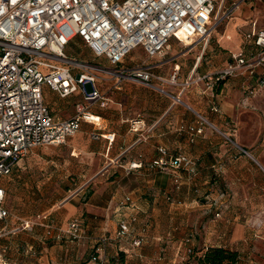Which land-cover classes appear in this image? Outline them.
I'll list each match as a JSON object with an SVG mask.
<instances>
[{
  "label": "crops",
  "instance_id": "1",
  "mask_svg": "<svg viewBox=\"0 0 264 264\" xmlns=\"http://www.w3.org/2000/svg\"><path fill=\"white\" fill-rule=\"evenodd\" d=\"M258 17L250 19L243 33L252 21L260 27ZM223 39L225 46L236 43L233 27ZM174 41L153 58L136 48L122 65L150 64L157 76L167 79L175 74L178 85H162V94L133 82L120 89H113L108 80L98 83L109 100L107 107L90 110L99 117L98 126L81 123L64 144L28 152L38 149L40 157L27 160L16 173H32L36 178H30L59 186V199L47 211L11 217L4 207L7 187L2 181L23 158L1 179L3 208L10 216L0 221V229L14 226L15 218L46 214L62 227L78 220L83 232L77 242L55 241L39 227L4 236L0 251L8 262L97 264L90 256L105 237L107 243L99 251L104 264H187L188 249L208 247L236 251V264H258L247 247L256 242L255 232L264 230V87L247 96L246 89L256 88L255 81L235 77L223 80L212 94L202 83L181 90L184 81L222 68L244 42L241 38L236 49L227 52L219 45L210 54L205 44L193 56L187 49L177 51ZM43 99L52 117L64 120L74 114L80 98H59L44 87ZM212 104L216 113L210 110ZM158 147L169 156L181 154L195 162L194 175L181 172L178 189L170 173L150 168L159 157ZM131 163L141 167L129 170ZM124 198L130 199L133 211L119 209ZM131 213L137 217L136 234L145 229V242L137 248L129 240L114 238L118 220Z\"/></svg>",
  "mask_w": 264,
  "mask_h": 264
},
{
  "label": "built area",
  "instance_id": "2",
  "mask_svg": "<svg viewBox=\"0 0 264 264\" xmlns=\"http://www.w3.org/2000/svg\"><path fill=\"white\" fill-rule=\"evenodd\" d=\"M243 1L0 0V181L31 149L64 144L79 131L81 123L98 126L99 117L90 110L105 108L109 103L98 83L108 80L113 89H120L125 82H133L162 94V85H178L175 74L165 79L155 75L150 64L124 67L123 61L136 48L147 58L159 56L172 39L206 44L213 29L228 20ZM242 38L250 46L248 50L229 54L222 68L184 81L181 90L202 83L205 91L212 94L223 80L241 77L255 81L256 88L246 89L247 96H254L257 89L264 87V24L256 28L252 21ZM77 39L89 51L90 61L65 55V48ZM44 87L59 98L79 96L70 118L52 117L44 103ZM175 102L180 99L175 97ZM210 110L217 112L213 104ZM91 137L98 139L97 134ZM157 152L159 157L150 168L170 173L175 189L179 188L181 172L195 174V162L186 156H169L163 147H158ZM140 167L139 163H131L129 170ZM4 196L0 186V221L10 216L3 208ZM119 209L134 210L129 198H124ZM15 219L14 226L5 224L0 229V239L31 232L35 227L42 228L46 237L55 241L77 242L83 238L78 220L62 227L46 214ZM136 222L133 213L120 218L115 240H129L132 247H140L145 242V229L136 234ZM106 243L107 238L99 239L101 247L95 249L90 261L104 264L99 251ZM0 264L17 263L8 262L2 250Z\"/></svg>",
  "mask_w": 264,
  "mask_h": 264
},
{
  "label": "rangeland",
  "instance_id": "3",
  "mask_svg": "<svg viewBox=\"0 0 264 264\" xmlns=\"http://www.w3.org/2000/svg\"><path fill=\"white\" fill-rule=\"evenodd\" d=\"M257 15H259V17ZM252 17H258L260 20L262 19L260 27L263 26L264 0H244L243 2H240L238 8L232 12L229 19L213 29L214 32L206 42L208 45L207 50H209L208 54L213 52L214 49H218L217 46L219 45L222 46V48H225L224 52L235 50L242 38L243 31L248 26ZM229 27H233L236 43L232 46H225L223 35ZM173 45L176 46L177 51L183 52L187 49V51L190 50V52H192L190 54L195 56L201 46L205 45V42L192 41L190 43H180L174 41ZM195 45L196 48L193 49ZM85 50L86 48L83 43L77 39L65 48L64 53L70 58L90 61L91 57ZM100 63L105 66L108 65L106 61H100ZM36 150L38 149L33 150V152L25 156L19 162L17 168L12 174L17 175L16 177L11 175L2 181L4 186L7 187L4 207L10 213L11 217H19L18 214L24 212L36 214L47 211L50 208V205L59 199L58 184L48 185L47 183H43L39 179H34L36 176L32 173L28 174L23 171L21 173H16V170H22L20 169V166L27 160L40 157L39 154L35 153ZM30 175H33L34 178H30ZM255 235L256 237L253 239L256 242L251 243L250 246L247 247V251L255 256V260L258 264H264V230L255 232Z\"/></svg>",
  "mask_w": 264,
  "mask_h": 264
},
{
  "label": "trees",
  "instance_id": "4",
  "mask_svg": "<svg viewBox=\"0 0 264 264\" xmlns=\"http://www.w3.org/2000/svg\"><path fill=\"white\" fill-rule=\"evenodd\" d=\"M249 47V45L242 44L241 50L246 51ZM237 257L238 254L236 251L221 247H208L198 250L191 249L190 253H188L187 264H236Z\"/></svg>",
  "mask_w": 264,
  "mask_h": 264
}]
</instances>
